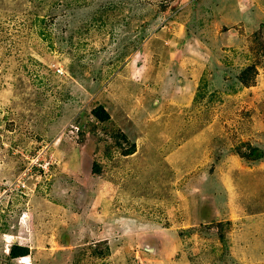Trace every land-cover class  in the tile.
Wrapping results in <instances>:
<instances>
[{"label":"rangeland","instance_id":"1","mask_svg":"<svg viewBox=\"0 0 264 264\" xmlns=\"http://www.w3.org/2000/svg\"><path fill=\"white\" fill-rule=\"evenodd\" d=\"M235 1L0 0V264H264V0Z\"/></svg>","mask_w":264,"mask_h":264},{"label":"built area","instance_id":"2","mask_svg":"<svg viewBox=\"0 0 264 264\" xmlns=\"http://www.w3.org/2000/svg\"><path fill=\"white\" fill-rule=\"evenodd\" d=\"M40 156H35L32 158V163L28 164L17 176L15 185L17 187H25L28 186L29 181H31V178L33 177L34 170H36V167H41L38 168V170L42 171V169H47L48 166L51 167V165L55 164L56 162H48L47 160L44 161V163L39 160ZM47 167V168H46ZM7 192V191H6Z\"/></svg>","mask_w":264,"mask_h":264},{"label":"trees","instance_id":"3","mask_svg":"<svg viewBox=\"0 0 264 264\" xmlns=\"http://www.w3.org/2000/svg\"><path fill=\"white\" fill-rule=\"evenodd\" d=\"M233 4L235 5L236 1L235 0H229V3L227 4V9L230 8V4ZM231 4V5H232ZM239 12L237 11V14ZM94 112L96 113V115H98L100 118H103V114L104 113V110L103 108H99V109H95ZM54 165V164H53ZM22 169V168H21ZM41 170V169H40ZM22 171V170H20ZM20 173V172H19ZM30 181L28 183V186H25V187H18V190L21 191V192H25V191H30L32 189H30ZM28 251H29V248L26 246H19L17 244H13L10 248V255L13 256V257H17V256H22V255H27L28 254Z\"/></svg>","mask_w":264,"mask_h":264}]
</instances>
